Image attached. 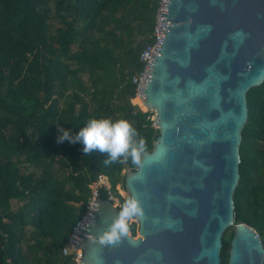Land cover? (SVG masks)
Wrapping results in <instances>:
<instances>
[{
    "label": "trees",
    "instance_id": "16d2710c",
    "mask_svg": "<svg viewBox=\"0 0 264 264\" xmlns=\"http://www.w3.org/2000/svg\"><path fill=\"white\" fill-rule=\"evenodd\" d=\"M158 3L0 0V264H76L63 247L103 175L110 188L100 187L98 197L114 195L120 210L127 201L120 188L140 162L125 156L104 164L106 153H84L81 143L57 137L61 128L75 135L89 118L125 119L144 137V153L153 150L154 114L133 111L131 101ZM247 99L235 222L253 227L264 245V83ZM127 227L137 235L136 222ZM232 236L223 238L222 264Z\"/></svg>",
    "mask_w": 264,
    "mask_h": 264
},
{
    "label": "water",
    "instance_id": "95a60500",
    "mask_svg": "<svg viewBox=\"0 0 264 264\" xmlns=\"http://www.w3.org/2000/svg\"><path fill=\"white\" fill-rule=\"evenodd\" d=\"M158 25L131 101L155 112L159 130L125 178L139 236L101 242L120 209L98 197L72 240L80 264H222L231 227L228 264H264L259 233L235 222L234 205L247 94L264 83V0H164Z\"/></svg>",
    "mask_w": 264,
    "mask_h": 264
},
{
    "label": "clouds",
    "instance_id": "9594fccd",
    "mask_svg": "<svg viewBox=\"0 0 264 264\" xmlns=\"http://www.w3.org/2000/svg\"><path fill=\"white\" fill-rule=\"evenodd\" d=\"M61 131L62 134L57 137L58 143L67 139L70 143H81L84 153H90L93 150L106 153L104 164L119 161L121 157L125 156L131 157L134 163H139L145 151L144 137L138 136L137 130L125 119L112 120L106 117H93L89 118L75 135H72L67 129L61 128ZM135 137L138 138L134 139ZM140 211L141 209L134 199L127 200L119 211L118 218L101 235V242L111 243L119 240L122 235L127 233L126 221Z\"/></svg>",
    "mask_w": 264,
    "mask_h": 264
},
{
    "label": "built area",
    "instance_id": "2783aa9c",
    "mask_svg": "<svg viewBox=\"0 0 264 264\" xmlns=\"http://www.w3.org/2000/svg\"><path fill=\"white\" fill-rule=\"evenodd\" d=\"M163 1L164 0H159V3H158L157 14H156V24H155V29H154V33H153L154 41L152 43L147 44V46L141 52L140 59L144 64L143 69L139 73L134 74L132 77V82H133V84L136 85V95H137V91H140V85H141V82H142V80L146 74V70H147V67L149 65V62H150L152 55H153V53L157 47V44L161 40V34H160V29H159L158 23H159L160 11H161ZM102 186H105L108 189L110 188V183H109L108 177L101 176L97 182H95V183H93V185H91L92 197H91V200L88 204L87 211L83 214L81 219L74 226L72 232L69 235V239H68L67 243L63 247V254L66 256L73 255V259L76 262V264H80V262H82V259L84 257V253H83V250L81 248L78 247V249H76L74 247L72 240H73L75 233L79 229V227L83 224V222L86 220L87 216L89 215V213L92 209L94 200H96V198H98V196H99L98 189ZM110 199L114 202H117L119 200L114 195H112L110 197ZM119 206H122V205L119 203Z\"/></svg>",
    "mask_w": 264,
    "mask_h": 264
},
{
    "label": "rangeland",
    "instance_id": "374dc122",
    "mask_svg": "<svg viewBox=\"0 0 264 264\" xmlns=\"http://www.w3.org/2000/svg\"><path fill=\"white\" fill-rule=\"evenodd\" d=\"M86 76V78L88 77L87 75H85ZM71 86L73 87L74 86V84L72 83L71 84ZM149 111H151L154 115H153V117H152V119L155 121V112L154 111H152V110H149ZM155 126V125H154ZM156 127V126H155ZM58 172H59V175H64V174H67L66 173V171H61V170H58ZM128 171L127 170H124L123 171V174H126ZM120 194H121V196H122V198H124L125 200H129L130 199V196H129V194H128V192L126 191V190H124V189H122V188H120ZM119 203L122 205V202L120 201V200H118L117 202H115V204L117 205V206H119ZM16 205V202L14 203V206ZM133 222H136L137 224H138V220H137V218L136 217H132V218H130V219H128L127 221H126V223L127 224H129V223H133ZM233 232V228L231 227L230 229H228L227 231H226V233H225V235H224V237L225 236H230L231 235V233ZM136 236H139V234L137 233V235Z\"/></svg>",
    "mask_w": 264,
    "mask_h": 264
}]
</instances>
